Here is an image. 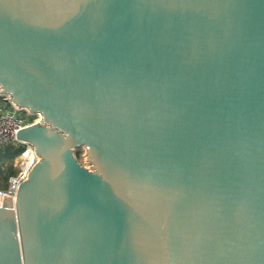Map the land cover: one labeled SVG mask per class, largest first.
Listing matches in <instances>:
<instances>
[{"label":"water","instance_id":"obj_1","mask_svg":"<svg viewBox=\"0 0 264 264\" xmlns=\"http://www.w3.org/2000/svg\"><path fill=\"white\" fill-rule=\"evenodd\" d=\"M0 96V264H264V0H0Z\"/></svg>","mask_w":264,"mask_h":264},{"label":"built area","instance_id":"obj_2","mask_svg":"<svg viewBox=\"0 0 264 264\" xmlns=\"http://www.w3.org/2000/svg\"><path fill=\"white\" fill-rule=\"evenodd\" d=\"M11 106L14 111H22V113L17 114L9 110L0 111V148L10 144L20 145L22 148L13 160L14 173L8 175L5 186L0 187V206L2 205L3 197L9 196L13 207L18 185L23 179H26L32 166L38 160V156L29 142L18 140L15 136L19 128L30 122L25 120L26 116H30L29 113L26 110Z\"/></svg>","mask_w":264,"mask_h":264},{"label":"trees","instance_id":"obj_3","mask_svg":"<svg viewBox=\"0 0 264 264\" xmlns=\"http://www.w3.org/2000/svg\"><path fill=\"white\" fill-rule=\"evenodd\" d=\"M0 96V111L7 110L3 106V102L6 101ZM2 101V102H1ZM7 102V101H6ZM9 104V102H7ZM10 111V110H9ZM33 119L32 116H26V121H31ZM20 145H7L3 148H0V187L5 186L6 178L8 175L14 173L15 168L13 166V160L17 156V154L21 151ZM81 149L75 150V154L77 158H81Z\"/></svg>","mask_w":264,"mask_h":264},{"label":"rangeland","instance_id":"obj_4","mask_svg":"<svg viewBox=\"0 0 264 264\" xmlns=\"http://www.w3.org/2000/svg\"><path fill=\"white\" fill-rule=\"evenodd\" d=\"M4 101V100H3ZM2 102V101H1ZM3 106L7 109V110H10V111H13L17 114H21L22 111H14V109L12 108L11 104H8L6 101L3 102ZM36 117H34L33 119H35ZM81 158H79L78 160L83 164V165H86V161H85V156H84V152L82 151L81 152Z\"/></svg>","mask_w":264,"mask_h":264}]
</instances>
